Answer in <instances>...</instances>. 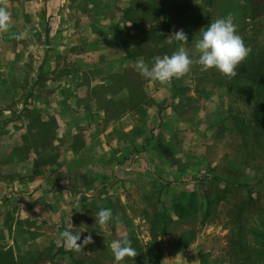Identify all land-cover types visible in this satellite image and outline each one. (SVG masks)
I'll use <instances>...</instances> for the list:
<instances>
[{"label": "rangeland", "instance_id": "374dc122", "mask_svg": "<svg viewBox=\"0 0 264 264\" xmlns=\"http://www.w3.org/2000/svg\"><path fill=\"white\" fill-rule=\"evenodd\" d=\"M51 1L0 0L10 13L9 30L0 32V264H117L110 246L121 233L135 249L137 241L151 246L141 261L125 258L124 264L264 263V91L247 80L229 88L224 75L194 64L161 84L135 67L136 81L123 77L121 83L138 85L132 103L138 122L127 118L118 129L129 131L128 140L134 136L137 153H125L120 173L85 172L77 179L53 172L58 156L71 160L88 133L99 135L90 118L105 111L97 99L109 101L114 93L90 88L92 77L81 71L97 67L94 60L69 65L76 50L70 37L91 38L93 22L107 19L106 25L121 16V5L135 4L141 11L129 16L146 25L133 53L146 63L181 48L196 58L200 30L228 15L254 52L264 45V13L253 14L263 0H61L58 12ZM160 5L168 28L160 23ZM59 20L61 29L55 28ZM179 30L187 41L175 37ZM108 109L106 120L123 111ZM58 112L65 122L55 125ZM71 128L80 133L70 135ZM112 136L121 139V131ZM38 180L68 185L40 192L31 184ZM29 187L50 197L27 215L21 199ZM102 208L113 212L107 226L95 222ZM64 230L83 231L81 240L91 235L94 243L69 249Z\"/></svg>", "mask_w": 264, "mask_h": 264}, {"label": "crops", "instance_id": "0c3cea01", "mask_svg": "<svg viewBox=\"0 0 264 264\" xmlns=\"http://www.w3.org/2000/svg\"><path fill=\"white\" fill-rule=\"evenodd\" d=\"M63 2V0H62ZM61 0H52L51 8L54 11L58 12L62 8ZM86 2H89V0H86ZM89 9H91V4H88ZM135 4H128V5H121V16L118 17L117 20L114 21H107L106 25L104 24V19H101L99 22H93L95 25L89 26L87 25V29L90 31L91 38H88L86 40L82 41H76V39H72L70 37L69 39V45L71 48V52L76 48L75 52L70 54L69 58L72 62H69V65H73V62H75L74 68L77 67V64L79 61H83L85 65H88L87 63L90 60H94V63H97V67L91 69L89 66H84L82 74L91 76V87L94 85V89L101 90L103 92H114L116 94H112L111 97H104L102 96L100 99L94 98L92 101L96 100L98 102H101L100 100L103 99V103L101 108H105L104 110H99L95 116L90 118L89 126H92V129L95 130L93 127H97L99 130V135L97 136L93 133H88L89 139L86 144V146H81L79 150L75 151L72 155L71 160H66L63 158V156H58L59 160L61 162H57V167H54L53 172H57L59 174H67L72 173L73 178H83L85 176L84 173H105V172H119L121 171V162L119 161L123 160V158L126 156L125 153L128 152L129 154H135L138 150V143L135 145L134 143V136L130 137V140H128L125 133L129 132L126 128L118 129L119 124L123 123L127 118H130V123H137L135 115H133V108L132 103H136V96L135 92L138 91V85L136 83H121V78L127 77L133 82L136 81L135 75L138 74L135 71L136 63L139 60V57L137 54L133 52H138V48H140L139 45L143 42L142 35H143V28L146 24L135 21V18H132L129 16V13H134L141 11V6ZM50 8V7H49ZM50 8V10H51ZM157 12H159V8L157 9ZM163 11V9H162ZM165 14V9L163 11ZM163 13V14H164ZM159 14V13H157ZM161 18V17H160ZM61 20V19H60ZM58 21V25L55 26L57 28L61 29V25L63 21ZM57 21V19H55ZM160 23H162V18L160 19ZM149 26V25H147ZM149 27H152L150 25ZM59 29V30H60ZM97 29H100L101 31H98ZM105 35V38L102 40L99 38V36ZM50 38V37H49ZM81 45V46H80ZM84 47V52H82V48ZM89 46V47H88ZM80 47V48H79ZM73 49V50H72ZM140 52V51H139ZM111 54V55H110ZM94 58V59H92ZM91 69V70H90ZM90 70V71H89ZM126 81V80H125ZM93 83V85H92ZM145 86L146 89V85ZM99 88V89H98ZM77 91V90H76ZM121 96V97H120ZM94 97V96H93ZM121 98V100H119ZM107 103H105V102ZM111 102V103H110ZM94 106V102H93ZM116 107H123V111L121 113L118 112V118L112 119V120H106V115H109L108 108H116ZM107 109V110H106ZM103 112V113H102ZM103 114V117H102ZM121 117V119H120ZM55 125H58V122L61 124L65 122L63 119L62 113L58 112L57 117H54ZM63 121V122H62ZM45 124V121H43ZM101 124V128H100ZM76 125H74L75 127ZM111 126H115V129H111ZM59 129V127H58ZM72 128L68 131L70 135H78L80 133V130L77 128H74L73 131H71ZM121 131V139L116 138L114 136L111 137V133L114 131ZM132 135V134H131ZM134 135V134H133ZM106 138V139H105ZM142 138V136L137 137V141H139ZM110 142H114V145H111ZM121 146V147H120ZM126 147V148H125ZM65 151H69L68 149ZM70 152V151H69ZM132 152V153H131ZM131 156V155H130ZM113 167V168H112ZM112 168V169H111ZM114 169V170H113ZM104 178V177H103ZM63 180V179H62ZM50 182V181H49ZM46 180H38L31 182L34 183V186H39V191L41 192L43 188L48 189L51 187L55 191V189H59V185L61 188L66 187L67 184L61 185L55 184L57 181H53L54 183H50V185H47L49 183ZM63 186V187H62ZM90 187H94L95 185L93 183L88 184ZM87 187V186H86ZM71 188H75V186H72ZM25 194H22V197L25 196V198L21 199L22 202L26 199L27 202L25 205L29 207V209L26 211L27 215L33 213L35 210H39L42 208L41 206L47 202L48 200V194L44 195L40 192H33L32 189H29L25 191ZM38 194V195H37ZM51 194V192L49 193ZM60 196V190L59 194ZM41 196H44L41 198ZM89 196V195H86ZM43 203V204H42ZM22 205V203H21ZM25 205H22L23 207H26ZM32 206V207H31ZM31 207V208H30ZM33 211V212H32ZM49 218L51 216L50 214H46ZM54 216V215H53ZM52 216V218H53ZM119 234V232H118ZM121 233V241H123L124 234ZM127 234V233H126ZM48 235V233H47ZM123 239V240H122ZM125 241V240H124ZM138 248H136V251L138 255L134 257L135 259L140 260L143 253H146L147 247L151 246L145 245L146 243H139L137 241ZM146 246V247H145ZM197 264H203L198 261ZM225 264V263H220ZM241 264V263H240ZM247 264V263H244ZM264 264V263H261Z\"/></svg>", "mask_w": 264, "mask_h": 264}, {"label": "clouds", "instance_id": "9594fccd", "mask_svg": "<svg viewBox=\"0 0 264 264\" xmlns=\"http://www.w3.org/2000/svg\"><path fill=\"white\" fill-rule=\"evenodd\" d=\"M10 13L6 7L0 6V32L9 30ZM200 38L194 40L198 52L196 58L191 57L183 48L172 55L156 56L152 63H146L140 59L136 63V70L143 77L161 84H169L173 79H179L189 73L194 64L199 65L201 71L215 69L227 77H235L237 68L249 56L248 48L243 38L238 34L233 17L217 18L200 30ZM175 37L181 41H187V34L183 30L176 32ZM16 39H23V34ZM113 212L110 208H102L95 216V222L101 226H107L113 221ZM83 231L64 230L60 235L63 243L69 249L81 251L89 244L94 243L91 235L81 240ZM80 242V243H78ZM111 251L117 264H124L125 258L138 255L130 241H113Z\"/></svg>", "mask_w": 264, "mask_h": 264}, {"label": "trees", "instance_id": "16d2710c", "mask_svg": "<svg viewBox=\"0 0 264 264\" xmlns=\"http://www.w3.org/2000/svg\"><path fill=\"white\" fill-rule=\"evenodd\" d=\"M264 13V0L261 5H258L257 8L253 10V14H262ZM159 15L162 18V23L165 25L166 28L169 27V21L165 17L162 11V7H159ZM48 34H46V37ZM248 47V46H247ZM177 51V49H175ZM246 58V60L237 68V75L235 77H227V87L231 88L240 81V80H247L248 83L254 84L258 91H264V45H261L260 48H253ZM243 78V79H242ZM259 88V89H258ZM258 98V97H257ZM261 99L257 100L259 102ZM44 141V137H41ZM218 182V180H216ZM238 248L240 252H242V246L238 243ZM244 264V263H241Z\"/></svg>", "mask_w": 264, "mask_h": 264}]
</instances>
